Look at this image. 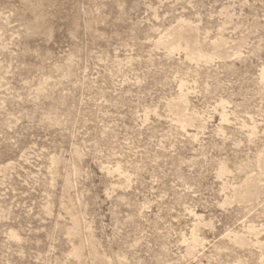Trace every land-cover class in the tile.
Instances as JSON below:
<instances>
[{
	"label": "rangeland",
	"instance_id": "1",
	"mask_svg": "<svg viewBox=\"0 0 264 264\" xmlns=\"http://www.w3.org/2000/svg\"><path fill=\"white\" fill-rule=\"evenodd\" d=\"M0 264H264V0H0Z\"/></svg>",
	"mask_w": 264,
	"mask_h": 264
}]
</instances>
